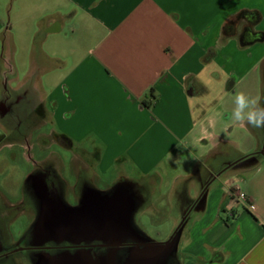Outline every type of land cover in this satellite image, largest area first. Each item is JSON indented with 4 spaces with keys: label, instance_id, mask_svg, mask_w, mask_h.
<instances>
[{
    "label": "crops",
    "instance_id": "0c3cea01",
    "mask_svg": "<svg viewBox=\"0 0 264 264\" xmlns=\"http://www.w3.org/2000/svg\"><path fill=\"white\" fill-rule=\"evenodd\" d=\"M247 10L260 12L259 22L239 16ZM27 24L34 32L26 34ZM67 24L72 35H65ZM247 26L264 31V0H27L16 20L0 17L5 63L0 99L5 93L17 98L18 113L24 114L30 93L38 106L25 116L27 124L34 115L47 117L55 137L41 145L72 150L69 160L37 151L39 163L55 157L57 165L41 169L51 171L60 203L76 209L92 197L116 195L118 211L131 209L122 240L133 230L153 244L137 251L146 264H264L263 137L233 133L217 110L221 90L215 89L225 84L228 96L252 81L264 106V39L241 45ZM41 31V43L49 40L48 47L39 48V64L28 66L30 55L33 62L37 58L25 47ZM15 35L22 52L17 57ZM50 59L58 62L56 68L69 65L55 78L47 76V89L42 73ZM225 109L230 114L232 107ZM239 126L248 133L264 131ZM229 152L248 171V178H241L246 203L236 200L233 180L214 185L233 164L221 159ZM188 153L196 164L183 168ZM67 168L72 182L64 174ZM113 170L117 174L109 188L100 189L91 179L99 182L102 173ZM30 176L24 175L26 191ZM179 179L183 185L177 187ZM162 188L175 204L161 218L172 228L159 242L136 227L133 215L144 203L145 189L152 209ZM8 213L0 211L4 230Z\"/></svg>",
    "mask_w": 264,
    "mask_h": 264
},
{
    "label": "rangeland",
    "instance_id": "374dc122",
    "mask_svg": "<svg viewBox=\"0 0 264 264\" xmlns=\"http://www.w3.org/2000/svg\"><path fill=\"white\" fill-rule=\"evenodd\" d=\"M26 1L27 0H0V17H5L7 19H9V17H12V20H16V13L18 10H21L24 8V6L26 7ZM6 22V21H5ZM28 28V33L26 34H30L31 32H34V29H31V27L29 26V24H27ZM15 34L16 31H15ZM65 35H72V31L70 29V27L66 26L65 29ZM16 39H15V43H16V57L22 53L20 50V46H21V42L19 41V35H15ZM43 38L45 40V34L44 31H41L39 33H37V35H35L34 41L32 42L29 41L27 42L28 44L26 45V50L29 49V52L33 51V56L34 54H36V60H34L35 62H33V59L31 58V55L29 56V65L30 64L33 66V63H37L39 64L40 60H41V55L39 54V48L44 44L45 49L48 47L47 45L49 44V40L48 41H44V43H41L43 41ZM27 39V36H26ZM32 39V40H33ZM70 48L71 46H69L67 48L69 55H70ZM20 52V53H19ZM52 54V53H50ZM3 55V45L2 43H0V73H2V69L5 68V63H4V58L2 57ZM68 55V57H66L67 59L70 58V56ZM68 63L66 64H62L59 66V68H56V66H58V62L55 59H50V61L47 63L46 67H44L46 70L42 73V78H43V84L45 86V88H50L49 85V81L46 79L47 76H53L54 78L57 76V74H61L64 73L65 70L68 67ZM27 68V66L25 67ZM39 68V66H38ZM37 74L38 70L36 71ZM1 78V76H0ZM2 80L0 79V96L2 94L3 91V86H2ZM222 87V89H220ZM221 90L218 94V98H217V102L218 106H217V110H220L221 114H223V118L224 120H229V122L231 123L230 127H231V131L233 133H239V134H244L245 138L248 139V137L251 135L253 136L252 138L255 139L257 137H260V135H262L263 137V142L262 145L260 147V152L262 151L264 153V131H257V132H253L252 130L248 133L245 132L244 130H242V128L239 126V124H233V122L228 118L229 116L227 114H229L228 112H226V107H228L230 105V107L233 108V96L236 92L238 91H242L246 94L255 96V85L253 84L252 81H248V84L246 82L242 83L241 85H239V87L235 90V92L228 94V96L224 95L226 90V85L224 84H219V86L215 87V89ZM257 91H259V89H257ZM249 92V93H248ZM213 102H215V100H213ZM25 104V102H24ZM24 111V110H23ZM22 111V112H23ZM15 112H17V109L15 110ZM27 112H29V109H27ZM18 113V112H17ZM19 114V113H18ZM26 115H22L19 114L17 115L16 113H10L8 115H4V114H0V167L3 168L2 170H5L6 172L4 173L5 175H10V177H14L13 181H12V190L16 191V194H14L15 197H18V194L20 192V185L21 182L24 178V175L26 173V171L29 170V168L31 167L30 163H29V159L28 158H32V160L37 157V151L40 150V152H44L45 154H60L63 156V158H65L66 160H69V158L72 156V150H69L68 148H62L59 147L57 145L54 146H42V141L46 142L47 144L52 143L53 140H55V137L53 135V132L51 131L50 128V124H46V120L47 117H43L40 118L39 115H34L32 116V123L31 124H27V120L25 119ZM27 130H24L26 129ZM263 130V129H262ZM244 131V132H243ZM27 134V137L30 139L31 144L34 145V147L32 148L31 152H28V149L24 150L22 145V142L24 140V138H22L21 136ZM18 138V139H16ZM9 143H11V145H9ZM31 144L29 146H31ZM205 144V148H209V144L206 145ZM48 147V148H47ZM222 149V148H221ZM249 150V149H246ZM25 157H24V155ZM27 154V155H26ZM194 154V152H193ZM28 157V158H27ZM186 160L188 159V161H186L185 163L183 162V164H181V166H183V168H186V164L189 166L196 164V160L193 158V155H191L190 153L186 154ZM224 158H230L229 160L231 161V166L227 165L224 166L223 168H226V170H224L221 175L219 180H215V184L217 186H226L225 180H233L234 184H238V186L241 188L242 191H244L245 189V183L243 182V177H247L249 176L248 171L244 170L243 167L241 165L238 164V158L236 157V153L234 152H229L228 154H224L221 156V159ZM39 159V158H38ZM55 157H48L45 160H41L40 161V165L38 167H36V171L41 170V168H48L51 166L52 163H54L55 165H57V162L54 160ZM27 160V161H26ZM31 162V161H30ZM258 168V166H256ZM123 168V167H122ZM262 168V172H264V165L261 166ZM124 169L126 170L125 172H130V167H124ZM240 169V170H239ZM68 168L64 170V174L67 177V179L72 182L73 178L71 176H69L68 173ZM11 173V174H10ZM38 174V173H37ZM117 172L116 170L114 171H109L107 173H102L101 174V180L98 182V178H91L95 183H97L98 187L100 189H105V188H109V186L113 185V182L115 180V176H116ZM39 175H42L41 173H39ZM263 175V173H262ZM83 177V175L81 174V178ZM248 181V180H246ZM143 183L146 185V180L143 181ZM177 187H179L180 185H183V180L179 179L177 182L175 181L174 183ZM0 185H2V183L0 182ZM80 185V183H79ZM147 188V187H146ZM78 189V188H77ZM156 193L158 194L156 199L152 200V204H153V208L149 209L148 207V203H149V197H148V192L147 189H145L144 191V203L142 205L141 208H138L135 210L133 217L135 218V225L136 227L138 226L144 233H146L150 238H156L157 240H160L159 242H162L161 240L166 239L169 235V232L171 230V226L169 225V220H167V223H164V219L161 220V218H164V214L166 212L167 209H169V206H173L175 203H171L168 200V196L169 194H165V189H160L157 190ZM27 196V195H26ZM12 197V196H11ZM30 197V195L28 196ZM75 200H73V197L69 196V202L73 203ZM166 202V203H165ZM180 202L179 200L177 201L176 205H178ZM240 207L243 209L244 207L242 205H240ZM162 209V213L158 214L157 217V213L158 210ZM28 210V209H27ZM29 212V211H28ZM41 212L43 213V210H41ZM31 213V211H30ZM42 213H40V215H42ZM44 214V213H43ZM33 215V214H32ZM31 215V216H32ZM31 216L29 217H25V216H21L20 220L13 221V226H12V230L14 232L15 235H20L22 232H24L25 228L28 226L30 220H31ZM41 217V216H40ZM168 219V217H166ZM166 220V219H165ZM10 221V220H9ZM20 221H22L23 223H19ZM139 233V232H138ZM140 235V234H139ZM168 235V236H167ZM141 236V235H140ZM148 236L146 238H148ZM145 238V237H143ZM12 244V243H9ZM21 253L20 252H12L11 254H9V256L7 258H4L1 261H4L2 264H12L11 261H13V259H17L18 256H20Z\"/></svg>",
    "mask_w": 264,
    "mask_h": 264
},
{
    "label": "flooded vegetation",
    "instance_id": "af4514ba",
    "mask_svg": "<svg viewBox=\"0 0 264 264\" xmlns=\"http://www.w3.org/2000/svg\"><path fill=\"white\" fill-rule=\"evenodd\" d=\"M24 100L25 104H22V108L25 112H23L24 114L22 115H26V118H29L31 112H34L37 108L38 103L35 97L31 96L30 93L26 94ZM18 104L19 101L17 98H11L10 94L5 93L0 99V114L8 115L10 113H16L19 115L17 113L19 112ZM16 109L17 112H15ZM27 109H29V112H26ZM24 130H27V128ZM21 137L24 138V140L21 141V146L24 150L28 149V152H31L34 145L31 144L27 134ZM30 144L31 146H29ZM9 145H11V143H9ZM28 159L31 165L29 170L26 171L30 172L31 175L29 177V186L26 191L24 187L25 178H23L18 197H15L14 194L8 191V188H12L10 183L13 181L14 177L5 175V170L0 171V182L2 183V185H0V211L1 209L8 210L10 217L4 219L6 224H8L4 230L1 226V222H3L2 213L0 214V264L4 262L1 260L7 258L12 252L21 253L17 259L11 261L12 264L148 263L147 259H144L143 262L141 261L142 257L140 256V252L142 250L140 252L137 251L139 249L145 250L149 246H153V244L146 239L138 238L133 230H131L127 238L122 240L119 244H112L107 237L104 239H93L91 235L88 237L87 235L78 234H60L52 237L49 234V227L54 223L53 221L56 220V217L60 216V212L65 213V205H62L59 201L58 189L55 181L51 177V171L48 169L36 171V167L40 165L39 160L37 157L33 160L32 158ZM39 173L42 175H39ZM29 195L30 197H28ZM89 203L90 206L95 209V219L101 218L98 213H101L102 208L100 207H102V204L93 197L89 200ZM34 207H38L39 211L36 217V210ZM43 209L45 210V216L42 217L44 220L39 224L40 213H42L41 210ZM21 216H31V220L24 232L20 235H15L12 230L13 221L20 220ZM19 223L21 224L23 222L20 221Z\"/></svg>",
    "mask_w": 264,
    "mask_h": 264
},
{
    "label": "water",
    "instance_id": "95a60500",
    "mask_svg": "<svg viewBox=\"0 0 264 264\" xmlns=\"http://www.w3.org/2000/svg\"><path fill=\"white\" fill-rule=\"evenodd\" d=\"M96 200L102 204V207H100L102 208L101 213H98L101 218L95 219V209L90 206L89 201L82 207L76 209L64 207L65 213L60 212V216L57 215L58 217H56V220L53 221L54 223L49 227V234L52 237L60 234H78L87 235L88 237L91 235L93 239H104L107 237L112 244H119L126 230L130 229L131 209L121 208L118 211L117 207L119 205L117 204L116 195L104 196L103 198L98 197ZM43 213L40 217L39 224L44 220L42 218L45 216L44 209Z\"/></svg>",
    "mask_w": 264,
    "mask_h": 264
},
{
    "label": "clouds",
    "instance_id": "9594fccd",
    "mask_svg": "<svg viewBox=\"0 0 264 264\" xmlns=\"http://www.w3.org/2000/svg\"><path fill=\"white\" fill-rule=\"evenodd\" d=\"M233 105L228 117L233 124L264 129V106L260 97L238 91L233 96Z\"/></svg>",
    "mask_w": 264,
    "mask_h": 264
},
{
    "label": "trees",
    "instance_id": "16d2710c",
    "mask_svg": "<svg viewBox=\"0 0 264 264\" xmlns=\"http://www.w3.org/2000/svg\"><path fill=\"white\" fill-rule=\"evenodd\" d=\"M239 16L245 17L246 20L251 24L259 22V20L261 18L260 12L255 11V10L243 11L242 13L239 14ZM240 37H241L240 38L241 45H248V44H251L253 42L263 40L264 39V31H253L250 27L247 26L243 30V32L241 33Z\"/></svg>",
    "mask_w": 264,
    "mask_h": 264
},
{
    "label": "built area",
    "instance_id": "2783aa9c",
    "mask_svg": "<svg viewBox=\"0 0 264 264\" xmlns=\"http://www.w3.org/2000/svg\"><path fill=\"white\" fill-rule=\"evenodd\" d=\"M234 196H235L237 201H242V202H245V203L248 202L247 194L244 191H242L239 186L236 187ZM249 209L252 210L253 206L249 205Z\"/></svg>",
    "mask_w": 264,
    "mask_h": 264
}]
</instances>
